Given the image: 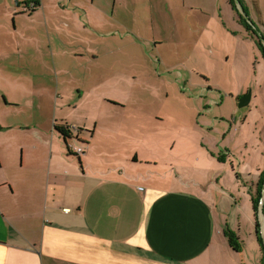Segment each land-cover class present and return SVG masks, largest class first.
Instances as JSON below:
<instances>
[{
  "label": "rangeland",
  "instance_id": "374dc122",
  "mask_svg": "<svg viewBox=\"0 0 264 264\" xmlns=\"http://www.w3.org/2000/svg\"><path fill=\"white\" fill-rule=\"evenodd\" d=\"M33 1L0 0V124L13 137L53 136L54 151L86 138L90 166L108 147L138 153L141 166L159 155L166 165L151 181L165 187L212 182L216 162H242L259 167L264 194V0H39L25 10ZM54 124L67 126L65 140Z\"/></svg>",
  "mask_w": 264,
  "mask_h": 264
},
{
  "label": "crops",
  "instance_id": "0c3cea01",
  "mask_svg": "<svg viewBox=\"0 0 264 264\" xmlns=\"http://www.w3.org/2000/svg\"><path fill=\"white\" fill-rule=\"evenodd\" d=\"M12 128L0 124V264H260L262 190L257 211L252 202L259 167L215 161L212 182L165 187L151 181L159 155L141 166L138 153L131 161L108 147L103 163L90 166L86 138L77 163L63 146L54 151L53 136L26 140Z\"/></svg>",
  "mask_w": 264,
  "mask_h": 264
},
{
  "label": "trees",
  "instance_id": "16d2710c",
  "mask_svg": "<svg viewBox=\"0 0 264 264\" xmlns=\"http://www.w3.org/2000/svg\"><path fill=\"white\" fill-rule=\"evenodd\" d=\"M32 3L33 4L31 6H25V10H28L29 9V11H33L40 4L39 0H34ZM263 40H264V36H263ZM258 46L260 47V49L262 50V52L264 54L263 45L259 42V45ZM54 129L61 136H63L64 140H65L66 137L69 136V131H68V128H67L66 125H63V124H61V125L54 124ZM67 154L76 155V157L78 159V162L80 163L79 154L76 153V152H74L73 150H71L68 146H67ZM262 183H263V177L261 176V179L259 180V183H258L257 193H256L255 197L252 198L253 207H254V209L256 211H257V208H258V205H259V201H260V197H261ZM262 209H264V194H263ZM224 234L227 237V241L229 243V246L233 250L237 251L238 250V248H237V240H236V237H235L234 232H232L229 228H225ZM256 238H257V241H258V243H259V245L261 247V252H262V256H261V259H260V264H264V240L262 239V237L260 235V232H259V224L258 223L256 224Z\"/></svg>",
  "mask_w": 264,
  "mask_h": 264
},
{
  "label": "water",
  "instance_id": "95a60500",
  "mask_svg": "<svg viewBox=\"0 0 264 264\" xmlns=\"http://www.w3.org/2000/svg\"><path fill=\"white\" fill-rule=\"evenodd\" d=\"M250 92L248 91L247 93H245L243 96H241L238 99V107H244L249 103L250 100Z\"/></svg>",
  "mask_w": 264,
  "mask_h": 264
},
{
  "label": "built area",
  "instance_id": "2783aa9c",
  "mask_svg": "<svg viewBox=\"0 0 264 264\" xmlns=\"http://www.w3.org/2000/svg\"><path fill=\"white\" fill-rule=\"evenodd\" d=\"M32 4H33V3H31L30 6H31ZM72 150H73L74 152L78 153V154L82 153V151H83L82 147H76V148L74 147V148H72Z\"/></svg>",
  "mask_w": 264,
  "mask_h": 264
}]
</instances>
